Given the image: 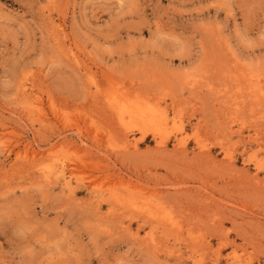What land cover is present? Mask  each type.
<instances>
[{
  "label": "rangeland",
  "instance_id": "obj_1",
  "mask_svg": "<svg viewBox=\"0 0 264 264\" xmlns=\"http://www.w3.org/2000/svg\"><path fill=\"white\" fill-rule=\"evenodd\" d=\"M0 264H264V0H0Z\"/></svg>",
  "mask_w": 264,
  "mask_h": 264
}]
</instances>
